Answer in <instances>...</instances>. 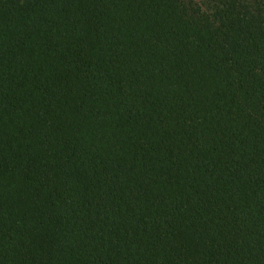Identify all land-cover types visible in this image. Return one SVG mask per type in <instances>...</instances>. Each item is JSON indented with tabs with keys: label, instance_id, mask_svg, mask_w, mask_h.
<instances>
[{
	"label": "trees",
	"instance_id": "obj_1",
	"mask_svg": "<svg viewBox=\"0 0 264 264\" xmlns=\"http://www.w3.org/2000/svg\"><path fill=\"white\" fill-rule=\"evenodd\" d=\"M0 264H264V0H0Z\"/></svg>",
	"mask_w": 264,
	"mask_h": 264
}]
</instances>
